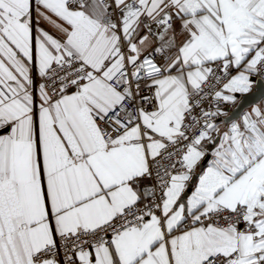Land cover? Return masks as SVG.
Here are the masks:
<instances>
[{
  "label": "snow or ice",
  "instance_id": "1",
  "mask_svg": "<svg viewBox=\"0 0 264 264\" xmlns=\"http://www.w3.org/2000/svg\"><path fill=\"white\" fill-rule=\"evenodd\" d=\"M0 264H264V0H0Z\"/></svg>",
  "mask_w": 264,
  "mask_h": 264
}]
</instances>
